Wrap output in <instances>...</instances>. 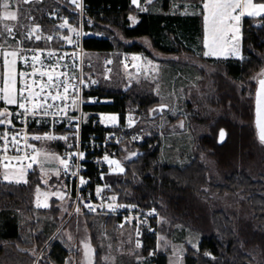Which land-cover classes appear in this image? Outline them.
<instances>
[{"label": "trees", "instance_id": "16d2710c", "mask_svg": "<svg viewBox=\"0 0 264 264\" xmlns=\"http://www.w3.org/2000/svg\"><path fill=\"white\" fill-rule=\"evenodd\" d=\"M172 0H160L163 11H170ZM199 3L202 0H186ZM264 2V0H256ZM90 4L94 25L89 29L94 35L89 36L85 47L90 53H109L116 50V44L110 36L111 27L118 28L123 36L133 40L123 43L120 47L124 52L145 51L140 39H150L154 47L166 53L190 50L184 43L188 39L201 37L203 26L201 16L167 15L137 12L132 0H87ZM67 0H43L36 7L37 16L45 33H60L62 30L45 18L49 10L62 9L68 13ZM138 13V22L131 23V15ZM62 41L58 40L57 43ZM179 47L180 49H176ZM243 54L241 59H208L216 63L220 70L215 74L213 93L204 99L215 112V124L210 125V134L203 135L200 140L215 157L219 166L230 173L225 183H211L208 180L207 168L199 159L181 168L164 165L158 160V147L152 148L151 142L136 143L143 151L136 159L125 162L124 175L112 176V183L121 201L143 204L146 207L157 208L163 219H169L172 225L183 224L202 235L200 248L197 250L188 246L185 264H253L254 253L257 250L264 264V176L254 179L247 169L239 170V161H245L243 166H249L258 160L264 162V144L259 141L255 127V92L258 80H254L261 69H264V17H246L243 22ZM118 55V54H117ZM121 59L116 56L115 62ZM115 67H118V65ZM93 69V68H92ZM91 69V70H92ZM245 86L239 89L237 83ZM250 89L251 92H248ZM139 86L128 87L124 91H103L102 86L91 95H98L100 99L111 102L102 103L97 110L100 112H116L124 123L129 106L141 104L149 109L158 101L147 96ZM133 103H130L132 102ZM1 110V106H0ZM208 119H205L207 122ZM134 130V129H133ZM224 137L221 139L220 132ZM236 142V152L231 158H225L224 149L230 143ZM40 142H38L39 144ZM53 146V147H52ZM50 149L59 153L54 142ZM123 151L120 152V156ZM90 173L95 171L91 166ZM26 184L9 183L0 180V255L5 251V244L17 243L21 240V226L15 205H28L30 187L43 183L38 165L29 173ZM59 187L66 189L62 177ZM210 187L220 194L225 192L243 191L254 210L253 221H244L234 227V221L224 212L210 213L203 200L204 188ZM31 198V197H30ZM59 204L58 198H52L53 207ZM70 208V205H69ZM113 222L115 218H107ZM165 221L161 223L163 233ZM156 237L146 236L144 254L149 255L154 248ZM45 243L39 245L41 249ZM55 255V254H54ZM54 255H52L54 257ZM60 255V253H58ZM57 256V255H56ZM58 264H62L59 256L55 257ZM154 264H168V256L159 252L153 259ZM96 264H100L99 257Z\"/></svg>", "mask_w": 264, "mask_h": 264}, {"label": "rangeland", "instance_id": "374dc122", "mask_svg": "<svg viewBox=\"0 0 264 264\" xmlns=\"http://www.w3.org/2000/svg\"><path fill=\"white\" fill-rule=\"evenodd\" d=\"M42 1L31 0L29 3H22V0H9V11L17 13L14 30L20 28V35H24L25 31L27 33L29 28L37 25L39 32H43L44 29L39 21L40 16H37L38 11H36V7L32 6L33 3L37 6ZM156 2V0L153 1L152 10L154 13L157 11ZM136 8L137 12H142L141 9ZM47 13L48 11L45 13V18L48 20ZM137 14L131 15L132 24L137 18ZM1 15L2 10H0ZM12 25L10 23L8 25L4 20L1 28L6 29L5 26L11 28ZM21 25L27 27H21ZM58 27L63 29L60 25ZM111 29L113 35L102 34L111 37L116 44V50L109 53L94 52L88 54L87 60L93 64V69L88 71V75H95L98 85L100 83L104 92H120L137 85L144 89L142 92H146L147 96L158 102L149 109H144L141 104L135 103L129 106L124 123L121 122L119 113L100 112L99 117L102 123L106 126L134 129L141 136V143L149 141L152 148L158 147V160L164 165L183 168L199 159L206 166L208 180L211 183H225L230 173L219 166L209 148L200 140L203 135L210 134V125L215 124L216 118L214 109L207 104L205 105L206 99L204 98L213 93L214 77L220 70L215 61L229 58L244 60L243 36L242 38L239 37L238 40H231V33H229L228 43L222 45L223 51H218L211 56L204 55L208 49L199 36L184 42L190 50L173 53H166L155 48L149 38L140 39L139 41L146 47L145 51L125 52L127 55H124L120 46L123 43L130 44L133 40L125 38L118 28L111 27ZM203 29L206 31L205 24ZM91 35L94 33L90 30L89 36ZM233 47L238 49V53L235 55L231 51ZM176 49L180 48L176 47ZM117 54L121 56V59L119 62L117 60L116 63ZM106 57L112 59L110 69L105 68ZM125 57L130 59V65L127 64ZM134 57H138V59H134ZM208 59L215 61L209 62ZM115 63L118 67H115ZM263 71L264 69H261L254 75L255 81L259 80ZM237 85L239 89L245 86L242 82H238ZM248 92H251L250 89ZM102 101L103 103L111 102L109 99ZM154 109H158V111H153ZM112 116L116 117L114 121L107 119V117ZM206 118L208 119L207 122H205ZM0 119L4 118L0 117ZM39 142L37 152L40 155L37 165L43 183L47 186L30 187V203L24 206L22 204L15 205V211L19 216L20 226L28 230L29 233L31 231L36 233L38 230L42 234L48 233V259L46 257L47 251L44 250L40 264H58V259L56 260L52 256L54 254L63 260L62 264H96L98 257L100 264H154L153 259L159 252L167 254L169 264H185L188 246L197 250L200 248L202 241L200 233L183 224L174 226L168 218L165 219L164 217L163 219V216L161 223L163 220L165 221V229L163 233L160 230L155 239L154 248L149 255L144 254L145 241H141L136 236L133 227L128 223H118L117 219L109 222L107 218L100 216L76 215L70 218V197L65 189L59 187L60 155L50 149L52 140L42 139ZM142 152L136 143L123 151L116 160L124 169L123 172L116 169L121 177L126 171L125 162L136 159ZM223 152L225 158H231L236 152V142L228 144ZM239 162L238 169L246 168L254 179H261L264 176V162L258 163V160H254L252 161L254 163L249 166H243L245 162L243 160ZM114 168H116L115 165ZM57 171H59L58 176L56 175ZM6 172L9 175H14L17 170H4L0 174V180L5 181L3 176ZM29 173L27 170L24 177L27 182ZM44 194L47 196L45 197ZM61 194L64 196L63 199L59 198ZM54 197L59 200L57 207L52 205V198ZM203 200L211 214L224 211L234 221L235 228L244 221H253L254 210L248 196L241 190L220 194L207 186L204 188ZM37 201L40 205L47 203V208L37 206ZM36 234L38 236L40 233L37 232ZM85 244H88L91 249L88 256L85 255ZM138 244L139 247H137ZM252 252L254 253L253 264H261L263 260L260 253L257 250ZM8 254H5L1 259L4 264L10 262L7 258L10 256ZM42 261L46 262L43 263ZM20 262H25V260L21 259ZM28 263L38 264V261H28Z\"/></svg>", "mask_w": 264, "mask_h": 264}, {"label": "built area", "instance_id": "2783aa9c", "mask_svg": "<svg viewBox=\"0 0 264 264\" xmlns=\"http://www.w3.org/2000/svg\"><path fill=\"white\" fill-rule=\"evenodd\" d=\"M69 9L65 13L62 9L48 11L46 14L48 19L55 25H61L67 21L68 26L62 29L60 33L38 32L41 36L40 40L26 39L25 34L20 38L18 51L21 56L32 57L39 55L45 65H54L57 61L61 65L56 72L67 73V76H61L60 79H69L70 85H75L69 89V99L67 101L60 100L54 103L59 107L68 104L66 112H59L58 108L49 109V115L44 117L42 114L35 117L31 115L18 116L17 113L23 112L18 107L14 111L11 124L5 122L0 124V135L4 132L8 133V141L0 140V174L4 170H17L18 162L13 157L23 156L25 153L35 155L32 148L25 147L24 137L27 136V144L32 145L36 150L40 140L32 139L33 136L53 135L57 139L52 140L57 150L60 149V159H65L69 165L68 171L65 172L62 165L60 176L66 186V193L70 197V218L76 215L100 216L104 218L113 217L118 223L130 224L141 241H145L146 236L156 237L160 233L161 213L155 208H149L140 203L121 201L116 193L109 178L112 176H120L114 165H109L104 157L109 160H118L120 152L129 148L132 144L142 141V138L133 129L126 127L106 126L102 123L97 110L103 101L98 95H91L96 92L99 85L95 75H88V71L93 68V64L87 60L90 51L85 47L84 42L89 37V28L94 25L91 15L90 4L87 0H78L80 7H77L72 0H67ZM76 29V32L70 29ZM52 39L48 40L47 37ZM13 37H16L13 34ZM66 38H71L72 43L69 44ZM60 40L62 42L57 43ZM54 53L52 57L48 53ZM124 55L127 53L124 52ZM63 57V59H61ZM130 65V59L124 58ZM112 62L111 57H106L105 68L110 69ZM22 71L30 73L31 61L26 64L22 62ZM67 65V67H64ZM40 67V65H36ZM43 70V69H42ZM35 79H41L39 76ZM44 81L47 77L43 78ZM20 87V83H19ZM36 87V86H34ZM38 91V87H36ZM62 91V89H61ZM77 100L76 106L71 107V101ZM20 133L17 139L20 141V147L23 152L16 151L11 145V136ZM59 137H67L59 139ZM9 144L7 153L3 151V145ZM83 153V159L79 158V154ZM11 164L9 168H5V164ZM32 163L31 160L25 161V164ZM37 163H33L32 168ZM91 166L95 167V171L90 173ZM75 172L76 175L72 173ZM81 178L86 183L81 184ZM102 189L99 193L97 189ZM67 195V194H66ZM115 197V200L112 199ZM92 205L94 211L86 207Z\"/></svg>", "mask_w": 264, "mask_h": 264}, {"label": "snow or ice", "instance_id": "6c2138e0", "mask_svg": "<svg viewBox=\"0 0 264 264\" xmlns=\"http://www.w3.org/2000/svg\"><path fill=\"white\" fill-rule=\"evenodd\" d=\"M31 0H22V3H29ZM73 3L80 7L78 0H72ZM135 4L137 0H132ZM0 7L4 9L2 16L0 19L3 20H17V13L14 11H9L10 3L9 0H0ZM204 9L207 12V15L204 17L205 25H206V39H205V47L208 49L204 53L206 56L215 55L218 51H223L222 45L227 44L229 41V33H231V40L239 39V25L241 21V17L247 15L249 17H260L264 16V2L253 3V0H207L204 4ZM240 10L237 12V10ZM67 21L60 25L61 28L67 27ZM6 31L8 33H12L13 29L7 26ZM21 27H27L21 25ZM73 32H76V29H70ZM39 32V26L29 28L28 32L25 33L26 39H32L33 36L36 40H40L41 36L37 33ZM3 33H0L2 36ZM76 35L79 36V32H76ZM48 40H51L52 37H47ZM68 43L71 44V38H66ZM232 54L235 55L238 53V49L233 47ZM54 53L49 52L48 56L52 57ZM0 57L3 58L2 68L3 71H0V101H3L7 105H16L19 109H22L23 112L17 113L18 116H27L31 115L33 117L42 114L44 117L49 115H56L57 113H50L49 109L54 107L58 108V111L63 113L66 112L69 105L65 104L64 107H59L54 103H49V101L56 102L60 100L67 101L69 99V89L70 87L74 88L75 85H70L69 79L61 80V76H67V73L56 72V69L61 67L59 62L57 61L54 65H45L41 60L39 55H33L32 57H24L21 56L20 53L16 50L8 51V50H0ZM63 59V57H61ZM134 59H138V57H134ZM20 60L24 63H28L31 61L30 67H32V71L30 73L24 71H17V61ZM111 63V61H108ZM36 65H40V67H36ZM67 67V65H64ZM43 69V70H42ZM39 76L41 79H35V77ZM17 77H19L20 87L17 88ZM47 77V80L44 81L43 78ZM38 87V91L36 87ZM62 89V91H61ZM77 100L75 98L71 101V107H75ZM153 111H158V109H154ZM9 113L5 109L4 111H0V117L4 119H0V124H5L7 121L8 124H11V120H8ZM107 119L115 120L116 117H107ZM257 125L260 129L259 139L262 143H264V80L260 81V91L257 93ZM20 133H16L11 136V145L16 149V151L23 152L24 149L21 148L20 141L17 139V136ZM220 137L223 139L224 132L221 130ZM27 136L24 137L25 147L32 148L33 153L35 155H29L25 153L20 157H13L12 159L18 162L17 172L14 175H9L7 172L4 174L3 179L9 182L15 183H27L24 179L25 174L28 169L32 168L33 163L38 162V156L40 153L32 146L27 144ZM34 140H54L57 137L53 135L46 136H33ZM59 139L67 140V137H59ZM0 140L8 141V133L4 132L0 135ZM9 150V144L5 143L3 145V151L7 153ZM79 158L83 159V153L79 154ZM31 160L32 163L25 164V161ZM104 160L109 163V165H115L119 171L123 172L124 169L120 167V163L116 160H109L107 156L104 157ZM60 164L62 165L65 172L68 171V163L65 159H60ZM11 166V164H5L4 167L7 169ZM76 175L75 172L72 173ZM56 175H59V171L56 172ZM86 183L83 178H81V184ZM102 189H97L99 193ZM45 197L47 194H44ZM60 199H63L64 196L61 194L59 196ZM115 200V197H112ZM37 206L47 207V203L40 205L39 201ZM86 207L91 208L93 211L95 210L92 205H86ZM139 247V244L137 245ZM85 255L88 256L89 251H91L90 246L85 244Z\"/></svg>", "mask_w": 264, "mask_h": 264}, {"label": "crops", "instance_id": "0c3cea01", "mask_svg": "<svg viewBox=\"0 0 264 264\" xmlns=\"http://www.w3.org/2000/svg\"><path fill=\"white\" fill-rule=\"evenodd\" d=\"M153 1H155V0H137V3L134 4L132 2V5L141 9L142 12L154 13V11L152 10L154 7ZM156 1L157 2L155 3V6H157V11L155 13H158V14L167 13V15H173V16L181 15L184 17L201 16L202 26L204 28V24H205L204 14L206 12V10L204 9V4L207 2V0H202L199 3L190 2V1H186V0H172L170 11H163L162 5L160 4V0H156ZM253 3H259V2H257L256 0H253ZM0 10H2V14H3L4 9L1 7ZM239 11L240 10L238 9L237 12H239ZM246 17H249V16L245 15V16L241 17V21H240V25H239V29H240L239 33L240 34L238 35L240 38H242V36H243V22H244V19ZM253 17H255V16H253ZM260 17H264V16H260ZM260 17H256V18H260ZM5 21L7 22L8 25H9V23L13 24L12 25L13 27H11L13 29V32L8 33L6 31V29L1 28L2 27L1 24L4 23V20L0 19V33H3V35L0 36V50H8V51L16 50V51H18L17 47L19 44V40L21 37H23L22 34L20 35V31H19L20 28H17L18 30H14V24L16 23V21L15 22L14 21L11 22L9 20H5ZM8 21H9V23H8ZM137 22H138V19L135 18L133 24H136ZM25 32H24V34H25ZM13 34H15L16 37H13ZM202 34H203L202 40L205 43V39H206V35H207V32L205 31V29H203ZM2 64H3V58L0 57V71H3ZM17 71L18 72L22 71V63L20 60L17 61ZM17 88H19V77H17ZM0 106H1V111H4L5 109L8 111L9 115H8L7 119L11 120L17 106L16 105H7L3 101H0ZM45 208H47V207H45ZM20 230H21L20 231L21 232V240L17 241V243H15V245L11 244L10 242L5 244V251L3 252V254L0 255V264H4L3 262H1V259L4 257L5 254H8V253L10 254V256L7 258L10 260V262H6V264H29L28 261H32V262L38 261V264H40L44 250L47 251L46 257L48 259V233L42 234V232H39L40 230H38L37 232L40 234H38V236H37V234H36L37 232L32 233L33 231H31L29 233V231L24 229L23 227H21ZM34 231H36V230H34ZM45 232H47V231H45ZM43 243H45L43 248L39 250L38 246L42 245ZM55 257H57V256L54 255L53 258H55ZM21 259L25 260V262H20ZM59 260L61 261L62 259L60 258ZM42 262L44 263L46 261H42ZM61 262H63V260ZM168 264H169V262H168Z\"/></svg>", "mask_w": 264, "mask_h": 264}, {"label": "water", "instance_id": "95a60500", "mask_svg": "<svg viewBox=\"0 0 264 264\" xmlns=\"http://www.w3.org/2000/svg\"><path fill=\"white\" fill-rule=\"evenodd\" d=\"M261 80H264V71H263L262 76L258 80V85H257L256 93H255V101H254V104H255V109H254L255 110V119H254V122H255V127H256V131H257L258 139H259L260 129H259L258 125H257V93L260 91V81Z\"/></svg>", "mask_w": 264, "mask_h": 264}]
</instances>
